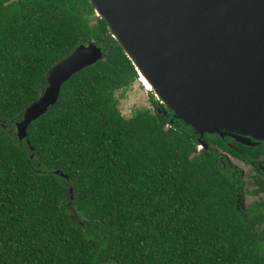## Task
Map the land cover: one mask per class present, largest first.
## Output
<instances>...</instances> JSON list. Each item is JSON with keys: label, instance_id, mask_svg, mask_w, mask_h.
<instances>
[{"label": "trees", "instance_id": "obj_1", "mask_svg": "<svg viewBox=\"0 0 264 264\" xmlns=\"http://www.w3.org/2000/svg\"><path fill=\"white\" fill-rule=\"evenodd\" d=\"M91 41L105 58L21 139L49 70ZM138 80L90 0H0V264H264V201L240 205L247 186L221 152L257 158L264 143L206 133L200 148L152 91L127 117L118 93Z\"/></svg>", "mask_w": 264, "mask_h": 264}, {"label": "water", "instance_id": "obj_2", "mask_svg": "<svg viewBox=\"0 0 264 264\" xmlns=\"http://www.w3.org/2000/svg\"><path fill=\"white\" fill-rule=\"evenodd\" d=\"M90 1L147 90L200 135L201 147L206 133L264 141V0ZM104 58L91 41L57 62L17 123L19 137L57 104L66 81Z\"/></svg>", "mask_w": 264, "mask_h": 264}, {"label": "flooded vegetation", "instance_id": "obj_3", "mask_svg": "<svg viewBox=\"0 0 264 264\" xmlns=\"http://www.w3.org/2000/svg\"><path fill=\"white\" fill-rule=\"evenodd\" d=\"M233 139L236 140L237 143L243 145V146H247V147H250V146H257V145H261V143H264V141H260L258 144H255V145H248V144H245L239 140H237L236 138L232 137ZM256 141L253 139V142ZM221 152L223 153V155H226V158H227V162L234 168L238 169L241 171V176L243 177V182H244V185L247 186V188L244 187L243 189V193H244V197L246 194L250 195V197H254V200L251 202H249V204H247V206H245V203H244V197L240 198L239 202H240V205L243 207V208H247L248 206H250L253 202H256V201H260V202H263L264 199L262 198V196L264 195V191H261L259 194H251L249 193L247 190L248 189H253L255 187H257L258 185H256V183L254 182L256 179L255 178H258L260 179L261 181L264 182V152L260 151L259 153V156L257 158H240L238 157L237 155H233L231 154L230 152H227V151H224V150H221ZM245 155V154H244ZM236 159V161L233 159V158ZM237 159L242 163V165L244 166V168L240 167L239 166V161H237ZM232 160L234 161V163H232ZM259 165L257 167H259L261 169V171H259L257 168H256V165ZM246 166H248V169L252 171V174L249 175V174H246ZM248 184H253L254 187L250 188L248 186ZM257 199V200H256Z\"/></svg>", "mask_w": 264, "mask_h": 264}, {"label": "rangeland", "instance_id": "obj_4", "mask_svg": "<svg viewBox=\"0 0 264 264\" xmlns=\"http://www.w3.org/2000/svg\"><path fill=\"white\" fill-rule=\"evenodd\" d=\"M118 97L120 100V107H121L122 113L125 116L130 117L138 109L152 108L153 107L152 100L156 96L154 97L152 95V92L148 91L146 89L145 85L139 79L138 81H136L133 84L132 87H130L126 90L119 91ZM233 159L236 161L235 158H233ZM237 161H239V160L237 159ZM232 163H234L233 160H232ZM239 163H240L239 166L244 168V166L242 165V163L240 161H239ZM245 171H246V174H249V175L252 174V171L248 169V166H246ZM248 186L250 188L254 187L253 184H248ZM262 198L264 199V195L262 196ZM251 200L253 201L254 197L251 198L250 195L246 194L244 197L245 206H247V204H249V202H251Z\"/></svg>", "mask_w": 264, "mask_h": 264}, {"label": "bare ground", "instance_id": "obj_5", "mask_svg": "<svg viewBox=\"0 0 264 264\" xmlns=\"http://www.w3.org/2000/svg\"><path fill=\"white\" fill-rule=\"evenodd\" d=\"M140 81H141L143 84H144V82H145V84H147V85L145 86L146 89L152 87L150 81L148 80V78H147L146 76H144L143 78H140ZM145 84H144V85H145Z\"/></svg>", "mask_w": 264, "mask_h": 264}]
</instances>
